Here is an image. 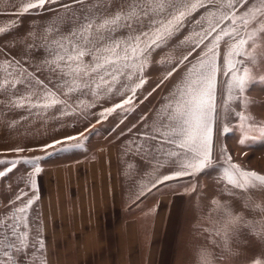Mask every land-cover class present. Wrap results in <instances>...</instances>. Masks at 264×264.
I'll return each instance as SVG.
<instances>
[{"label": "rangeland", "instance_id": "374dc122", "mask_svg": "<svg viewBox=\"0 0 264 264\" xmlns=\"http://www.w3.org/2000/svg\"><path fill=\"white\" fill-rule=\"evenodd\" d=\"M29 2L31 0H0V29H10L0 33V81L5 76L3 68L8 62L15 64L19 61L27 72L57 91L71 107L66 109L70 113L68 115H61L58 109L17 108L10 101L25 94L24 87L17 85L18 92L11 89L9 93L0 91V160L45 157L40 161L41 172L35 176L32 175L31 165L21 163L0 178V217L9 213L12 208L10 201H15L21 190L27 193L25 200L33 195L38 196V189L33 190L29 183L30 179H34L36 187H40L43 201L48 196L55 199V193L59 197L56 202L47 200L45 206L42 202L41 210L40 207L37 210L36 203L30 210L33 225L40 228L45 242L46 264H200L199 253L202 249H207L211 254V264H264V189L244 192L232 189L224 181L221 167L224 163L222 149L226 148L232 161L241 168L264 174V137L253 133L254 138L241 146V129L238 127L240 114L250 116L249 123L264 126V59L256 65H249L260 78L247 94H241L225 106L226 81L229 77L224 74L223 56L228 45L221 42L217 71L219 107L212 150L215 167L192 176H183L188 181L184 184L187 189H150L143 195L139 194L144 189H122L120 202L104 201V209L100 210L98 202L94 201L98 198L97 190H94L93 200V196L87 193L93 190L86 189V194L79 193L76 180L80 177V181L81 175H87L97 165L91 159L106 155L111 161L113 142L123 132L133 128L139 133L155 135L151 132V125L157 119V112L182 79L186 67L195 63L213 39L212 36L208 37L194 51L192 44L181 43L193 31H201L196 27V20L204 9L193 13L191 22L185 24L168 47L152 53L141 74L145 83L136 90L131 103L102 118L100 114L105 109L121 104L133 94L125 91L122 94H101L97 98L85 89L83 93L64 95L66 89L55 87L60 82L58 76L44 64L45 59L51 58L44 45L60 38L46 29L55 26L58 16L65 15V5L71 4V11L77 14L80 5L72 0H54L43 8L22 12ZM64 27L60 26L61 32ZM257 44L259 47V38ZM190 51L192 55L188 60L180 63ZM85 60L91 62V57H85ZM173 66L175 71L167 76ZM13 92L16 95H12ZM225 126L233 130L225 133ZM81 133L88 137L83 149L47 155L64 144L52 148H45V145L53 144L55 140L63 141L68 136L83 139ZM157 139L161 143L159 152L162 163L167 160L158 172L172 174L180 170L175 158L169 159L163 154L174 146L168 145L160 137ZM55 168L62 169L61 175L68 173V176L56 180ZM3 170L5 166L0 165V171ZM94 181V178H89L85 185L89 186ZM50 184H54L53 191ZM228 191H233L235 195L229 196ZM137 196H141V199L135 202ZM215 201L227 204L243 220L234 240L229 237L228 246L224 241L227 221L216 208ZM53 204L56 206L48 208ZM256 205L260 208L257 209ZM133 218L139 221L137 235L129 238L124 236V232L127 220ZM115 229L119 231V240ZM33 260L35 264H40L38 251L29 256L27 264H33Z\"/></svg>", "mask_w": 264, "mask_h": 264}, {"label": "snow or ice", "instance_id": "6c2138e0", "mask_svg": "<svg viewBox=\"0 0 264 264\" xmlns=\"http://www.w3.org/2000/svg\"><path fill=\"white\" fill-rule=\"evenodd\" d=\"M50 2L54 0H31L22 8V12L43 8ZM72 2L80 5L79 14L71 11V4L65 5V15L58 16L54 22L55 26L46 29L55 32L60 38L44 45L51 57L45 59L44 64L58 76L60 82L55 87L66 89L64 95L83 93L85 89L97 98H100L101 94H122L125 91L133 94L121 104L105 109L100 114L102 118H106L115 109L131 103L136 90L145 83L141 74L152 53L168 47L185 24L191 22L193 13L204 9L203 14L196 20V27L201 31H193L192 35L185 37L181 43L192 44L194 51L204 44L208 37L212 36L213 39L205 46V50L195 63L186 67L182 79L174 86L166 102L157 112V119L151 125V132L155 135H148L150 140L155 141L160 137L168 145L174 146L163 154L169 159L175 158L180 170L156 179L152 187L215 167L212 150L214 123L219 107L217 104L219 47L221 42L228 45L223 56L224 74L229 77L226 81L227 98L224 101L227 106L241 94L246 95L248 89L260 78L249 65H256L264 59V0H72ZM62 25L65 26L63 32L60 30ZM8 30L10 29H0V33ZM124 32L127 34L124 35ZM191 55L192 52H188L180 63L187 61ZM89 56L91 62L85 60V57ZM3 71L5 76L0 81V91L9 93L11 89L18 92L17 85H22L25 89V94L10 101L13 107L44 111L58 109L61 115L70 114L66 109L71 106L60 98L57 91L27 72L19 61L15 64L8 62ZM173 71L175 66L167 76H171ZM12 95L16 93L13 92ZM250 120V116L239 115L241 146H245L247 141L254 138L253 133H259L264 137V126H256L249 123ZM232 130L227 126L223 128L225 133ZM80 135L83 139L68 136L63 141L55 140L53 144L45 145V148H52L54 145L64 144L47 155L83 149L84 141L88 137L83 133ZM66 141L76 142L65 143ZM222 151L223 178L232 189L241 192L264 189V174L241 168L232 161L226 148ZM44 158L38 156L23 160H0V165L5 166V170L0 171V178L12 172L21 163L31 165L32 175L35 176L41 172L40 161ZM164 163H167V160ZM164 163L158 161L156 171L163 167ZM29 183L35 190V180L30 179ZM143 194L141 191L140 195ZM227 194L235 195L233 191H228ZM25 197L27 193L21 190L15 201H10L12 208L9 213L0 217V264H27L29 256H33L36 251L39 252L40 264H46L45 242L40 228L33 225L30 216V210L39 197L33 195L26 200ZM214 203L227 221L224 241L225 246H228L229 237L234 240L243 220L234 214L227 204L219 201ZM255 207L260 208L259 205ZM210 255L207 249L200 250V264H211Z\"/></svg>", "mask_w": 264, "mask_h": 264}, {"label": "crops", "instance_id": "0c3cea01", "mask_svg": "<svg viewBox=\"0 0 264 264\" xmlns=\"http://www.w3.org/2000/svg\"><path fill=\"white\" fill-rule=\"evenodd\" d=\"M122 135L120 136L121 138L118 137L115 142H113L111 161L110 157L106 155H103L98 159H91V161H94L97 164L92 169L95 175L93 174V171L90 170L87 175H81L80 181V177H78L76 180V189H80L79 193L86 194V189H92V193H90V191L87 193H89L90 196H93L94 200V190H97L98 198H96L94 201L98 202V208L102 210L104 209V201L110 203H112L113 200L119 202L121 201L122 189H144V193H146L148 189H187L184 184H186L188 181L184 179V177H177L175 179L166 181L163 184H157L156 187L153 188L152 184L156 182V179L162 177L163 175L169 174V172L162 174V172L160 173L158 171H154V168H158V161L162 163V157L159 152L161 144L160 140H150L148 139V135L153 134H148L145 132L139 133L137 129L133 128L123 132ZM106 159H108V161ZM75 164H73L72 167H74ZM159 169L161 171L162 167H159ZM53 172L56 180L59 178L62 180L63 177L66 178L68 176V173H63L61 175L62 169L55 168ZM85 177L86 180L89 178H94L95 181L91 182L89 186H86ZM171 181L172 183H170ZM35 189H38L37 197H39V199L35 202L37 210L39 207L40 210L41 207H43L42 202L45 206V202H47V200L54 202L59 201V197L56 196L58 193L54 194L55 199L48 196V198L43 201L40 187L38 186ZM50 189L53 191L54 184H50ZM64 189H66V187H64ZM140 199L141 196H137L134 198V201L137 202ZM52 206L55 207L56 204L49 205L48 208L52 209ZM135 218H133V220H127L128 224L125 230L126 233L124 232V236L126 235L129 236V238H133L137 235L136 229L139 221L138 218L137 221ZM168 219L166 225L168 223ZM115 231L117 234V240H119V231L116 229Z\"/></svg>", "mask_w": 264, "mask_h": 264}]
</instances>
